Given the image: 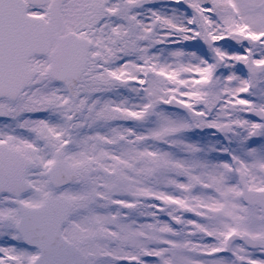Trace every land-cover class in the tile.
Here are the masks:
<instances>
[{"label": "snow or ice", "instance_id": "6c2138e0", "mask_svg": "<svg viewBox=\"0 0 264 264\" xmlns=\"http://www.w3.org/2000/svg\"><path fill=\"white\" fill-rule=\"evenodd\" d=\"M0 264H264V0H0Z\"/></svg>", "mask_w": 264, "mask_h": 264}]
</instances>
